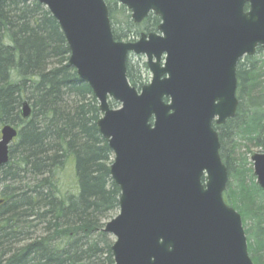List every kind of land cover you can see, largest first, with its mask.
I'll return each mask as SVG.
<instances>
[{"label": "water", "instance_id": "95a60500", "mask_svg": "<svg viewBox=\"0 0 264 264\" xmlns=\"http://www.w3.org/2000/svg\"><path fill=\"white\" fill-rule=\"evenodd\" d=\"M21 1L58 23L69 65L99 103L120 190L119 213L104 227L114 264H253L242 218L223 199L228 173L213 125L236 115L239 62L264 50V0H118L135 24L161 19L158 33L132 43L114 39L107 0ZM130 54L146 56L152 76L140 91L127 78ZM21 116H31L26 102ZM18 134L0 129V168ZM251 162L264 191V154Z\"/></svg>", "mask_w": 264, "mask_h": 264}, {"label": "trees", "instance_id": "16d2710c", "mask_svg": "<svg viewBox=\"0 0 264 264\" xmlns=\"http://www.w3.org/2000/svg\"><path fill=\"white\" fill-rule=\"evenodd\" d=\"M117 1H106L116 41L157 32L158 17L150 14L137 25ZM69 58L46 8L1 2L0 128L14 125L19 134L0 169V264H114V240L104 232L119 212L113 154L97 127L98 102ZM139 64L127 62V78L138 90L148 83L147 66ZM236 78V115L215 127L230 180L224 199L251 221L249 253L254 264H264V192L246 157L251 148L264 152V51L241 60ZM25 102L32 108L28 120L21 117ZM66 160L73 165L75 191L57 182Z\"/></svg>", "mask_w": 264, "mask_h": 264}, {"label": "rangeland", "instance_id": "374dc122", "mask_svg": "<svg viewBox=\"0 0 264 264\" xmlns=\"http://www.w3.org/2000/svg\"><path fill=\"white\" fill-rule=\"evenodd\" d=\"M118 2V1H117ZM41 5V4H40ZM43 6V5H42ZM44 7V6H43ZM45 8V7H44ZM138 39V38H137ZM136 39V40H137ZM259 53H257V56L258 57H260V55H258ZM132 60L136 63V64H139V65H143V64H145L146 65V61H147V59H146V57L145 56H135V55H130L129 56V58H128V60H127V62H132ZM149 74V75H148ZM148 74L146 75V74H143V78L144 79H148V83H149V81L151 80V74H150V72L148 71ZM138 90V89H137ZM117 107H119V104L116 106V108L115 109H117ZM102 117V116H101ZM243 152H245V149H243ZM264 152H263V150H261V149H258V148H251V149H248V152H247V154H246V157L248 158V163H250V165L251 166H249V164H248V166H247V168L248 169H252L253 170V163L251 162V158H252V156L253 155H255V154H263ZM112 161H113V159H112ZM112 165V164H111ZM66 168L65 169H63L62 171V173L60 174L61 176H62V180H61V184H62V186H63V188L65 189V190H70V191H75V188H76V182H75V175H74V169H73V165H72V163L71 162H68L67 164H66V166H65ZM111 167V166H110ZM229 184H230V180H229V178H228V183H227V187H226V191H225V195L224 196H226V194H227V191H228V186H229ZM234 209V208H233ZM237 211V210H236ZM238 212V211H237ZM239 213V212H238ZM118 214H116L114 217H116ZM242 221H243V228H244V230H245V234H246V237H247V239H248V246H249V243H250V241H251V238H250V231H249V227L251 226V221H249V219H248V221H245V220H243V218H242ZM113 238V237H112ZM113 240H114V238H113ZM250 256H251V254H250ZM251 258H252V256H251Z\"/></svg>", "mask_w": 264, "mask_h": 264}, {"label": "bare ground", "instance_id": "6f19581e", "mask_svg": "<svg viewBox=\"0 0 264 264\" xmlns=\"http://www.w3.org/2000/svg\"><path fill=\"white\" fill-rule=\"evenodd\" d=\"M21 1V0H20ZM22 3H24V4H26L27 2H24V1H21ZM108 14H109V11H108ZM109 20H110V18H109ZM111 22V21H110ZM110 26H111V30H112V25H111V23H110ZM112 34H113V30H112ZM254 56V55H253ZM250 57H252V56H250ZM71 67V66H70ZM72 68V67H71ZM74 69V68H73ZM75 70V69H74ZM76 71V70H75ZM77 73V72H76ZM26 103H28V102H26ZM28 105L30 106V109H32L31 108V105L28 103ZM22 110V109H21ZM31 112H32V110H31ZM22 117V116H21ZM23 119V118H22ZM24 120V119H23ZM226 123H227V121H226ZM225 123V124H226ZM224 124V125H225ZM10 126H13L14 128H16L17 130H18V128L16 127V126H14V125H10ZM66 164H67V160L64 162V164H63V166L65 167L66 166ZM1 169V168H0ZM61 174V173H60ZM57 176V175H56ZM55 176V177H56ZM57 178H58V181L57 182H61V180H62V176L61 175H58L57 176ZM245 231V230H244ZM245 236H246V234H245ZM247 238V237H246ZM247 246H248V239H247ZM248 254H249V257H250V259H251V261H252V258H251V256H250V253H249V246H248ZM253 262V261H252Z\"/></svg>", "mask_w": 264, "mask_h": 264}]
</instances>
